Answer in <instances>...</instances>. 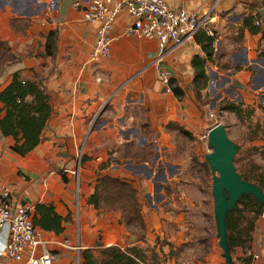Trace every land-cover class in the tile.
I'll list each match as a JSON object with an SVG mask.
<instances>
[{
    "label": "crops",
    "instance_id": "obj_1",
    "mask_svg": "<svg viewBox=\"0 0 264 264\" xmlns=\"http://www.w3.org/2000/svg\"><path fill=\"white\" fill-rule=\"evenodd\" d=\"M165 1L207 16L200 29L214 35L212 57L205 63L208 79L212 70L245 87L264 78V0L260 6L256 0ZM259 16L263 21L252 31L245 20L254 24ZM13 17L26 25L17 22L14 28ZM131 20L122 8L108 55L93 61L89 53L96 24L86 21L72 0H0V89L15 72L22 80L41 78L51 106L40 142L25 154L14 151L13 137L0 131V180L10 184L14 201L32 206L51 202L64 217L63 231L45 230L52 239V264H80L81 250L98 246V233L105 232L102 242L110 244L113 230L101 226L116 210L87 202L97 176L131 179L141 203L143 192L151 198L154 190L164 198V187L180 165L171 158L178 130L167 125L184 126L183 117L196 99L191 58L204 52L192 37L158 60L155 37L124 32ZM50 30L55 33L51 54L45 51ZM162 67L184 90L182 98L165 90L158 72ZM142 152L144 157L133 156ZM72 173L78 188L69 179ZM5 240L3 228L0 250ZM0 259V264L8 261L2 255Z\"/></svg>",
    "mask_w": 264,
    "mask_h": 264
},
{
    "label": "rangeland",
    "instance_id": "obj_2",
    "mask_svg": "<svg viewBox=\"0 0 264 264\" xmlns=\"http://www.w3.org/2000/svg\"><path fill=\"white\" fill-rule=\"evenodd\" d=\"M256 4L260 6L259 0ZM263 81V77L249 81L245 87L230 80L228 74L211 71L201 97L196 96L193 108L183 117L182 126L187 133L178 130L174 134L173 152L176 155L171 158L179 160L180 165L175 167L172 182L164 187L166 196L163 198L152 189L153 197L149 198L142 191L143 227L124 223L118 208L108 209L116 211L108 218L109 223L101 228L113 230L107 240L110 244L141 246L149 264H229L225 261L216 234L211 184L213 175L218 172L210 168L205 158L206 153L211 151L207 131L213 125L222 123L228 137L235 143L233 163L237 172L241 176L247 175L250 181L264 183ZM229 101L240 104L242 110L239 114L224 108ZM140 154L144 157V152L133 156L140 157ZM76 177L75 173L69 177L73 186L78 183ZM236 206L243 211L232 215L231 223L235 231L229 233L240 240L238 229H251L242 236L241 245L230 247L231 260L234 264H264V205L256 216L248 205L237 201L233 210ZM104 233H98V246L90 248L98 259L105 246L102 242Z\"/></svg>",
    "mask_w": 264,
    "mask_h": 264
},
{
    "label": "trees",
    "instance_id": "obj_3",
    "mask_svg": "<svg viewBox=\"0 0 264 264\" xmlns=\"http://www.w3.org/2000/svg\"><path fill=\"white\" fill-rule=\"evenodd\" d=\"M252 31L258 30V26L250 19L245 20ZM19 22L20 27H24L26 22L20 18L10 19V25L15 28ZM195 41L200 44L204 55L194 54L191 58V65L194 69L192 80L193 89L198 98L201 97L200 89L205 88L208 76L205 71V63L211 59L213 53L214 35L209 34L204 29L196 31ZM55 45V33L50 30L45 42V51L52 53ZM171 89L178 98H182L184 90L175 82L169 81ZM224 108L235 111L239 114L242 110L240 104L227 102ZM51 112L49 96L45 92L41 83V78L22 80L18 73L13 76L8 84L0 89V131L3 135H10L14 141L11 148L20 154L27 153L41 140V133L47 123ZM168 127H173L183 133H187L182 125L168 123ZM249 180L248 176H242ZM93 191L89 194L87 202L96 208H115L121 210L122 221L126 224H138L144 226V218L141 211V203L138 199L137 188L132 180L127 178L101 174L95 178ZM257 183V182H256ZM264 191V183H257ZM239 203L248 205L250 209L258 215L264 203L259 202L252 194H242ZM242 208L236 206L227 214V239L231 246L241 245L244 234H248L251 228L244 231L238 229L237 236L240 240L233 238L229 232L235 231V226L231 223L232 215L241 214ZM32 220L36 226L44 230L55 233L63 231V220L51 202H36L32 208ZM91 247H85L80 252V264H149L144 249L136 244L121 247L119 244L105 245L101 249V257L98 259L92 253Z\"/></svg>",
    "mask_w": 264,
    "mask_h": 264
},
{
    "label": "built area",
    "instance_id": "obj_4",
    "mask_svg": "<svg viewBox=\"0 0 264 264\" xmlns=\"http://www.w3.org/2000/svg\"><path fill=\"white\" fill-rule=\"evenodd\" d=\"M72 5L81 11L86 21L96 24L94 43L89 53V59L93 61L108 55L114 38V21L122 8L132 17L124 32L155 37L158 60L169 48L192 38L207 20L205 14L170 7L165 0H72ZM262 21L263 16H259L254 19V24L260 25ZM158 72L165 90L171 91L170 70L162 67ZM12 193L10 184L0 180V229H6V240L0 255L8 258L4 263L52 264V239L44 229L33 223V206L28 202L14 201ZM0 262L3 261L0 259Z\"/></svg>",
    "mask_w": 264,
    "mask_h": 264
},
{
    "label": "water",
    "instance_id": "obj_5",
    "mask_svg": "<svg viewBox=\"0 0 264 264\" xmlns=\"http://www.w3.org/2000/svg\"><path fill=\"white\" fill-rule=\"evenodd\" d=\"M207 141L211 151L206 153L205 158L210 168L218 172L213 175L211 184L216 234L225 261L234 264L227 239V214L235 207L242 194H252L259 202L264 203V191L257 183L243 178L235 169V143L228 137L222 123L208 129Z\"/></svg>",
    "mask_w": 264,
    "mask_h": 264
}]
</instances>
